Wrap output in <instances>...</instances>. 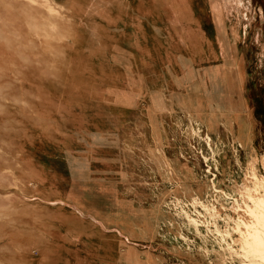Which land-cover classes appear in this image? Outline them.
<instances>
[{
    "label": "rangeland",
    "instance_id": "1",
    "mask_svg": "<svg viewBox=\"0 0 264 264\" xmlns=\"http://www.w3.org/2000/svg\"><path fill=\"white\" fill-rule=\"evenodd\" d=\"M50 1L53 20L15 0L0 24V264H241L172 204L212 173L231 189L249 157L263 173L264 0ZM204 111L211 174L188 133Z\"/></svg>",
    "mask_w": 264,
    "mask_h": 264
},
{
    "label": "bare ground",
    "instance_id": "2",
    "mask_svg": "<svg viewBox=\"0 0 264 264\" xmlns=\"http://www.w3.org/2000/svg\"><path fill=\"white\" fill-rule=\"evenodd\" d=\"M13 1L15 0H0V24H5L2 27H7L9 30L13 28L9 24L12 22L3 16L4 13L14 10ZM25 2L29 7H35L37 4L41 6L50 20L60 16V10H63L61 6L50 0H25ZM24 12L22 11L23 18ZM61 15L63 14L61 13ZM26 18L29 17L26 16ZM34 19L37 20V18ZM41 19L43 20V17ZM42 20H38L41 22V24L38 23L41 28L37 27L36 31L45 34L46 37H50L49 34L61 36L62 30L58 29V23L53 21L47 23ZM27 23L32 24L30 20ZM187 120L190 124L189 136L191 139H196L198 145L203 146L207 152L206 155L202 149L200 152L202 159L207 163V173L211 174V168L218 172L219 162L216 160V156L222 155L225 144L219 141H214V143L209 135L208 121H213V118L207 111H204L201 120L191 113L187 114ZM216 120L222 122L220 117ZM202 129L207 131L205 135H202ZM248 141L252 143L249 136L246 137L244 144H247ZM242 147L236 138L235 160H237L236 154ZM256 159L249 157L244 170L239 167L238 172L230 174L229 181L233 183L231 189L223 190L218 187L215 173H212L213 177L209 180L211 185L203 197L194 195L189 201L176 199L172 204L175 215L185 221L183 227L192 232L195 239L199 241V249H205L208 255L210 250L219 246L224 250L225 256L229 257L230 263L237 256L244 259L241 264H264V157L261 156L259 160V166L263 169V173L256 169ZM239 172L243 173L242 180H238L236 177ZM222 200L226 206L222 204ZM180 238L189 248L191 239L183 233Z\"/></svg>",
    "mask_w": 264,
    "mask_h": 264
},
{
    "label": "crops",
    "instance_id": "3",
    "mask_svg": "<svg viewBox=\"0 0 264 264\" xmlns=\"http://www.w3.org/2000/svg\"><path fill=\"white\" fill-rule=\"evenodd\" d=\"M14 14V11L4 13V18L11 21L13 23V20H11V16Z\"/></svg>",
    "mask_w": 264,
    "mask_h": 264
}]
</instances>
